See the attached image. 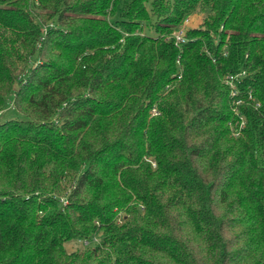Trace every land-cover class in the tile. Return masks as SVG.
Listing matches in <instances>:
<instances>
[{"label":"trees","instance_id":"16d2710c","mask_svg":"<svg viewBox=\"0 0 264 264\" xmlns=\"http://www.w3.org/2000/svg\"><path fill=\"white\" fill-rule=\"evenodd\" d=\"M9 98L0 264H264V0H0Z\"/></svg>","mask_w":264,"mask_h":264},{"label":"rangeland","instance_id":"374dc122","mask_svg":"<svg viewBox=\"0 0 264 264\" xmlns=\"http://www.w3.org/2000/svg\"><path fill=\"white\" fill-rule=\"evenodd\" d=\"M205 12L201 10H197L194 12L191 16H189L182 26L178 28L177 30H184V33L189 29V28H198L201 26L204 22L205 19ZM176 30V31H177ZM24 116L19 113L13 105L12 98H9L6 102V107L5 109L0 112V124L11 120V119H23ZM99 239L97 237L96 241ZM95 241V240H94ZM87 243L79 242V241H72L66 245V250L67 252L71 253L74 251H82L86 247Z\"/></svg>","mask_w":264,"mask_h":264},{"label":"built area","instance_id":"2783aa9c","mask_svg":"<svg viewBox=\"0 0 264 264\" xmlns=\"http://www.w3.org/2000/svg\"><path fill=\"white\" fill-rule=\"evenodd\" d=\"M173 38H174V41H175V45L178 46V47H181L184 43L187 42L186 32L184 33L183 29L175 31L173 33ZM177 62H178V64H180L179 60ZM234 80H235V77H228L225 82H226V84H228L231 87L232 95L236 96L237 95V91L235 89ZM152 113H153V115H156L157 114L156 109H153ZM153 165L155 166V164H153ZM85 243L88 244V242H85Z\"/></svg>","mask_w":264,"mask_h":264}]
</instances>
